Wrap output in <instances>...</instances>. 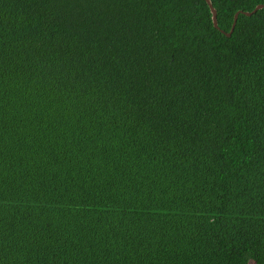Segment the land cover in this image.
<instances>
[{
	"label": "trees",
	"instance_id": "1",
	"mask_svg": "<svg viewBox=\"0 0 264 264\" xmlns=\"http://www.w3.org/2000/svg\"><path fill=\"white\" fill-rule=\"evenodd\" d=\"M209 1L0 0V264H264V0Z\"/></svg>",
	"mask_w": 264,
	"mask_h": 264
},
{
	"label": "water",
	"instance_id": "2",
	"mask_svg": "<svg viewBox=\"0 0 264 264\" xmlns=\"http://www.w3.org/2000/svg\"><path fill=\"white\" fill-rule=\"evenodd\" d=\"M205 2L207 3L209 9H210V13H211V20H212V23H213V26L214 28H217V21H216V11L214 10V8L212 7V4L209 0H205ZM264 6L262 5H259L257 7H255V9L252 11V12H244L242 14H244L245 16H251L252 14H254L256 11L262 9ZM240 12L236 13L235 16H234V20H233V23H232V26H231V29L229 31V33L226 34L227 37H230L232 32H233V29H234V26H235V23H236V20H237V16L239 15Z\"/></svg>",
	"mask_w": 264,
	"mask_h": 264
}]
</instances>
